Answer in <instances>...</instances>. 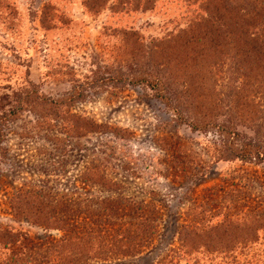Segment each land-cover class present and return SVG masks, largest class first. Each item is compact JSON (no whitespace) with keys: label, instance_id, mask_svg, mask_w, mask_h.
Wrapping results in <instances>:
<instances>
[{"label":"rangeland","instance_id":"1","mask_svg":"<svg viewBox=\"0 0 264 264\" xmlns=\"http://www.w3.org/2000/svg\"><path fill=\"white\" fill-rule=\"evenodd\" d=\"M223 2L0 0V264H264V159L231 156L264 68Z\"/></svg>","mask_w":264,"mask_h":264},{"label":"trees","instance_id":"2","mask_svg":"<svg viewBox=\"0 0 264 264\" xmlns=\"http://www.w3.org/2000/svg\"><path fill=\"white\" fill-rule=\"evenodd\" d=\"M112 1V0H111ZM121 7L124 6H135L140 1L142 5L150 6L156 0H120ZM190 3V0H183ZM196 1V0H192ZM202 7L208 5L210 2L214 3L215 0H198ZM221 1V0H216ZM100 5H104L105 0H98ZM93 4V2H91ZM226 7V14L228 18V35L229 38L236 43L237 47L242 48V50L238 51V55H244L247 58V62L250 58L259 59L263 63L264 68V0H224L223 2ZM98 5V7L100 6ZM192 5V4H191ZM199 5V7H200ZM91 6V5H90ZM219 16L213 14L206 20V25H211L216 23L215 20L219 21ZM220 23V22H218ZM258 55V56H257ZM263 57V58H262ZM107 79V77H105ZM142 81H146L150 86L161 85L162 80L156 76L151 78V81H147V79H139ZM136 81V80H135ZM131 81V82H135ZM163 88H159L156 92L159 96H163L161 91ZM51 101V100H50ZM52 102V101H51ZM262 143L254 140L253 142H245L239 149L233 150L231 153L232 157H236L243 160H252L253 158H257L258 161L264 159V149L262 148ZM18 208V206H17ZM20 212V209H17ZM10 237L9 235H7ZM6 236V237H7ZM66 240V239H65ZM190 242L188 240L187 242Z\"/></svg>","mask_w":264,"mask_h":264}]
</instances>
